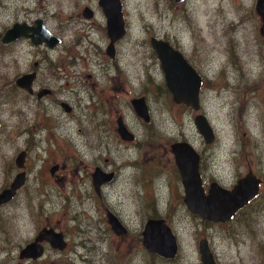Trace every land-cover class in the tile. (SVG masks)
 Segmentation results:
<instances>
[{"label": "rangeland", "instance_id": "rangeland-1", "mask_svg": "<svg viewBox=\"0 0 264 264\" xmlns=\"http://www.w3.org/2000/svg\"><path fill=\"white\" fill-rule=\"evenodd\" d=\"M172 1L122 0L126 31L113 59L102 54L107 36L99 16L94 23L98 54L94 60L89 55L86 61L76 59L84 69L76 76L80 86H71L76 81L69 78L66 85L65 80L53 84L56 97L73 107L72 114L55 104L56 97L37 103L11 87L15 73L26 69L36 54L22 43L7 48L8 55L21 54V69L8 63L0 67V189L17 171L13 159L20 150H26V177L16 195L0 207V264L17 262L19 248L44 226L61 231L67 248L53 251L44 244L37 264H201V237L215 264L264 263V48L255 0ZM34 3V11L18 10V18L45 16L52 8L45 0H31L30 6ZM62 10L60 18L72 13L70 8ZM14 17L13 10L0 9V32ZM150 36L170 41L201 77L197 111L171 100ZM62 38V45L69 47L71 30ZM139 96L145 100L148 122L137 117L129 103ZM26 107L37 109V116L19 118L15 111ZM47 108L52 132L41 126L31 132ZM198 113L212 129L210 143L193 124ZM118 115L134 136L130 142L114 132ZM175 141H186L200 155L202 179L231 188L250 170L259 180L257 194L224 222L191 214L182 201L169 148ZM54 164L58 169L51 174ZM95 166L113 173L99 196L90 180ZM148 201L157 207L145 206ZM162 206L178 247L170 259L149 253L141 244L144 221ZM105 211L118 218L124 234L110 230Z\"/></svg>", "mask_w": 264, "mask_h": 264}, {"label": "water", "instance_id": "water-1", "mask_svg": "<svg viewBox=\"0 0 264 264\" xmlns=\"http://www.w3.org/2000/svg\"><path fill=\"white\" fill-rule=\"evenodd\" d=\"M173 1L181 2L183 0ZM98 4L106 19V34L109 38L106 52L112 56V43L124 34L120 1L98 0ZM254 11L259 19L258 34L264 48V0H255ZM22 33L20 27L14 25L5 31L1 41L8 42ZM150 46L159 61L165 87L171 95V100L175 103H183L197 111L199 109L198 94L201 86L200 76L182 54L172 48L167 41L152 37L150 38ZM18 83L22 87L28 86L25 77H22ZM262 84L264 85V79ZM129 103L133 112L144 122H148L149 114L144 98H132ZM64 107L66 108L65 105ZM116 124L115 130L118 136L124 141H131L133 134L126 129L120 118L116 120ZM193 124L205 143H210L213 140L212 129L202 114L194 115ZM169 148L182 186V201L186 209L190 213L196 214L200 219L213 222L227 221L257 194L259 180L251 174L250 170L243 177L238 178L230 189H226L213 181L208 184L207 190L204 191L198 170V153L186 141L172 142ZM23 158L22 151L16 155L14 162L17 167H22ZM91 176L94 190L98 193L99 185L109 181L112 178V173H104L96 167ZM23 182L24 173L16 174L9 186L0 191V204L9 201ZM106 221L115 234H121L125 231L117 218L110 212L106 213ZM141 236L142 245L148 252L165 258H172L176 254L175 237L163 219H147L143 225ZM41 241H46L51 247L57 249H62L65 246L61 232L52 228H42L33 242L21 248L19 258L39 257L42 254V247L39 244ZM197 247L201 264H214L206 240L200 239Z\"/></svg>", "mask_w": 264, "mask_h": 264}, {"label": "flooded vegetation", "instance_id": "flooded-vegetation-1", "mask_svg": "<svg viewBox=\"0 0 264 264\" xmlns=\"http://www.w3.org/2000/svg\"><path fill=\"white\" fill-rule=\"evenodd\" d=\"M39 1L40 0H37V4L39 3ZM119 1H120V5H121V14H122V18H123L124 34H125L126 27H125L124 15L122 12V2H121L122 0H119ZM168 1H172V0H168ZM48 2H50V5H52V8H51L50 12L48 13V15L34 16V17H29V18L24 17V18L19 19L17 16L18 10L25 11L26 13H31L32 11L35 10L34 5L36 3H34L33 6H30L31 0H5L1 4V0H0V9L3 8L6 13H10V11L13 10L14 14H15V17L10 22V24L8 26H4L2 31L0 32V67L3 68L5 63H8L9 65H12V67H14L15 70L21 69V62H20L21 54L14 53L13 55H11V54L8 55L7 48H9L10 46H15L16 44L22 43L21 45L26 47L27 52L31 51L33 54H36V57H35V55L33 56V58L30 60L29 65L27 66L26 69H22L21 71H18L15 73V75L13 76V79L11 80L10 85H11V87H13L16 90V92L21 93L26 99L27 98L32 99V100H34V102H37V103H40V102L42 103L45 99H50V98L54 99L57 96V94L59 92L57 91V86H54L56 83L55 82L56 80H60V81L65 80V85H66L67 84L66 82H68L67 78H69V79L73 80L74 82L76 81V83H74L71 86H80L81 81H80L79 77H76V76L79 74H83L82 71L84 69L80 68V66L77 65L78 61L80 59L86 61V55H89L90 59L94 60V54H98L99 45L94 43V23L99 21L98 20L99 16H101V20H100L101 23L100 24H101L102 28L104 25L105 34H106V24H105L106 19L104 17V14H103L101 7L98 4V0H45V3H48ZM64 8H66V9L70 8L72 13L66 12L65 15L63 16V18H60V11L64 12L62 10ZM58 12H59V16L56 17V13H58ZM48 18H53L54 20H55V18H57L59 22H50L48 20ZM53 23H54V25H52ZM14 25L19 26L21 32H23V33L20 35H17L14 39H12L8 42H2L1 39H2L5 31H7L8 29H11ZM78 26H80V29L77 28ZM69 29L71 30L72 40L68 44V45H70L68 47L67 45H62V40H63L62 37H64L65 32H69ZM124 34L112 43V48H113V55L112 56L108 55L106 52L107 45L109 44V38L106 34L107 43H106L105 49H103L102 54L107 55L109 57V59H113L115 57L116 46L120 42L121 38L124 37ZM152 37H155V36L149 37V45H150V38H152ZM155 38L161 39L158 37H155ZM161 40L167 41L172 48L178 50L182 54V56L184 57L182 51H180L177 47H175L170 41H168L166 39H161ZM56 48H58L56 55L54 57H51L50 52L54 51ZM77 58H78V61L76 60ZM5 59H6V61H5ZM184 59L186 60L185 57H184ZM158 63H159V61H158ZM159 66H160V64H159ZM67 67L70 68V72H68ZM162 75H163V73H162ZM85 76H86L85 78H87V79L90 77L89 74H86ZM0 77L3 79L2 76H0ZM22 77H25V79L28 81L27 87H22L19 85L18 81ZM201 82H202V80H201ZM164 85H165V83H164ZM71 86H69V87H71ZM139 97H142V96H139ZM92 98H93L92 107L94 109V93L92 94ZM133 98H137V97H133ZM55 99H56L55 104H58L64 113H66V114L71 113L72 114V112H73L72 106H70L63 99H60L57 97ZM64 105L66 106L67 109L64 107ZM47 110H48V112H47ZM47 110H44L42 112L43 116L40 117V121L36 122V124L32 125L33 129L31 132H33L36 128H38L40 126H41L40 130H46L47 134H50V132H52L51 111L48 108H47ZM37 112H38L37 109H34L32 107H26L24 109H17V111H15V113L20 114L19 118H34L37 116ZM118 118L121 119L122 124L125 126L122 117L120 115H118L115 118L114 132L121 141L130 142V141L122 140L118 136V134L116 133V130H115L116 126H117L116 120ZM22 132H27V130H23ZM133 138H134V136H133ZM36 140H38V139H36ZM34 147L35 148L39 147V145L35 144ZM21 151L24 154L23 163H22V167H17L15 165L14 159H15L16 155ZM19 152H17V154L14 156V159H13V164H14L15 168H17V171L15 172V174L13 175V177L11 178V180L9 181L7 186H4L2 188V189L7 188L16 174H18L20 172L24 173V182L15 191V194L11 197V199L16 195L17 191L25 183L26 168H25L24 160H25L26 150H20ZM171 155H172V153H171ZM96 167H98L101 171H103L102 168H100L99 166H95L94 169ZM199 167H200V155H199ZM51 168H52V170L50 171ZM59 168H60V170L63 169L64 165L61 164ZM57 169H58L57 164H54L52 167L49 168V172L51 174H53L54 171H56ZM94 169H93V171H94ZM198 170H199V168H198ZM92 172H91V174H92ZM103 172L104 173H112V171H108V172L103 171ZM91 174H90V180H91V186H92L93 192H95V194L97 196H99L100 195V188L103 185H106L105 183H108L109 181H111L113 179V173H112V178L109 181L103 182L99 185L98 193H96V191L94 190ZM199 174H200V172H199ZM200 177H201V175H200ZM203 179L201 177L202 186L204 188V191H206L208 188V184L210 182H213V181L207 182L204 179L206 181V184L204 185ZM222 187H224L226 189H230V188L225 187V186H222ZM2 189H0V191ZM144 199H148V197L145 196ZM9 201L0 204V207L5 205ZM144 205L148 206V207H151V206L157 207L156 204L152 205V201L151 202L148 201V202L144 203ZM107 212H110V211H105V220H106V213ZM111 214H113V213H111ZM191 214H193V213H191ZM153 215L154 216L149 217L147 219H163L165 224L170 228V226L166 223V217H165L166 213H164L163 206L158 207V212L154 211ZM194 215H196V214H194ZM117 220H118V218H117ZM145 221H144V223H145ZM106 223H107V221H106ZM108 226L110 228L109 224H108ZM121 226L124 228V226L122 224H121ZM42 228H52V227L44 226V227L39 228L36 231L35 235L31 238V240L29 242L25 243L22 247H24L28 243L33 242L35 240V238L37 237L39 230ZM142 228H143V226H142ZM52 229H54V228H52ZM54 230L57 232H61V231H58L56 229H54ZM110 230H111V228H110ZM124 230L125 231L121 234H124L126 232L125 228H124ZM121 234H115V235H121ZM200 239L206 240V238H203V237L199 238V240ZM63 240H64V236H63ZM175 241H176V239H175ZM64 242H65V240H64ZM206 242H207V240H206ZM39 244L42 247V254L39 257H36V258H19V251L22 248V247H20L18 252H17L18 261L15 262L14 264H21V262L24 260L30 261L29 262L30 264H37L39 260L43 259V254L45 251L44 250V244H46L53 251L54 250L62 251V250H66V248H67V242H65V246L62 249L53 248L46 241H41V242H39ZM141 244H142V236H141ZM176 244H177V242H176ZM197 244H198V242H197ZM207 246H208V243H207ZM208 248H209V246H208ZM197 249H198V247H197ZM209 250H210V248H209ZM211 254H212V252H211ZM212 257H213V255H212ZM162 258H165V257H162ZM165 259H170V258H165ZM213 261H214V257H213ZM214 264H215V261H214Z\"/></svg>", "mask_w": 264, "mask_h": 264}, {"label": "bare ground", "instance_id": "bare-ground-1", "mask_svg": "<svg viewBox=\"0 0 264 264\" xmlns=\"http://www.w3.org/2000/svg\"><path fill=\"white\" fill-rule=\"evenodd\" d=\"M172 231V230H171Z\"/></svg>", "mask_w": 264, "mask_h": 264}]
</instances>
